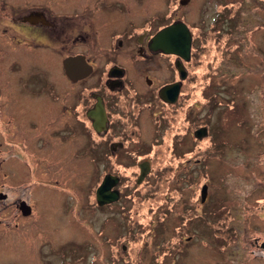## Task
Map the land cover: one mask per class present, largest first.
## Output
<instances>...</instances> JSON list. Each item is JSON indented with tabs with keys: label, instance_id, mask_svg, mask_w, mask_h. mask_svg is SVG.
I'll return each mask as SVG.
<instances>
[{
	"label": "flooded vegetation",
	"instance_id": "flooded-vegetation-1",
	"mask_svg": "<svg viewBox=\"0 0 264 264\" xmlns=\"http://www.w3.org/2000/svg\"><path fill=\"white\" fill-rule=\"evenodd\" d=\"M150 2L0 0V225L10 228V221L1 217L10 208L16 230L32 218L29 223L39 229L33 233L34 252L51 243L64 262L80 263L82 257H70L87 243L72 220H83L88 208L91 214H105L95 231L102 237L120 216L132 219L134 208L161 187L160 214L164 220L174 215L186 221L184 232L199 202L200 209L207 207V184L205 198L204 187L199 195L196 190L185 194L197 184L195 175L206 171L198 169L199 142L209 138L210 150L214 147L209 126L195 124L202 85L198 38L200 27H211V32L220 26L219 32L227 35L232 21L228 23L224 8L209 23L199 20L194 25L181 12L192 0H167L168 9L151 16ZM179 22L198 27L191 31L189 60L151 47L160 30ZM232 41L237 46L230 58L243 48ZM224 46L232 45L227 39ZM216 74L205 77V108L219 106V96L229 91L227 74L223 84L215 83ZM200 129L206 135L197 134ZM162 149L168 159L163 160ZM143 167L148 172L141 178ZM88 174L93 181L86 194V184L76 181ZM106 177L111 178L115 200L100 204L97 193ZM178 206L183 208L176 215ZM71 208L76 215L70 221ZM202 210L205 216L214 212ZM112 226L115 239L109 249L102 247L111 253L118 250V223ZM71 244L75 252H69ZM245 245L235 248L238 257L225 264L264 262V239L255 235ZM117 263L111 257L110 264Z\"/></svg>",
	"mask_w": 264,
	"mask_h": 264
},
{
	"label": "rangeland",
	"instance_id": "rangeland-1",
	"mask_svg": "<svg viewBox=\"0 0 264 264\" xmlns=\"http://www.w3.org/2000/svg\"><path fill=\"white\" fill-rule=\"evenodd\" d=\"M150 1L151 16L164 8L168 9L167 0ZM256 1H260L261 5ZM256 1L225 0L228 3L226 6H218V0H192L181 11L195 25L199 20L209 23L217 11L222 13L226 8L228 23L231 20L238 23L228 25L233 29L227 31V35L218 30L210 32L211 27H200L203 33L199 34L197 53L199 83L202 85L198 86L197 91L199 104L194 107L199 117L195 124L199 123V127L209 126L214 147L210 150L209 138L198 144V158L202 159L198 169L206 171H203L205 174L195 175L197 184L185 194H192L196 190L199 195L204 184H207L210 198L204 210L200 209V202L199 208L195 206L197 210L192 214L194 221L189 224V231L182 229L186 221H180L174 215L164 220L163 214H160L163 187L143 205L134 208L132 219L120 216L112 222L102 237L97 236L95 231L105 214H91L88 208L83 220L76 218L71 221L76 215L71 208L69 220L77 230L82 229L87 245L80 246L79 253L70 257L72 260L82 257L80 263H68L62 260V256L54 254L55 247L51 243L34 252L33 233L39 229L29 223L33 221L30 218L24 228L16 230L13 226L15 217L10 208L1 214L11 224L9 229L0 225V264H110L111 257L118 261L117 264H225L226 259L238 257L233 250L245 248L246 241L252 236L258 235L264 239V47H261L264 45V30H255L256 27H264V0ZM190 20L186 19L187 23L191 24ZM196 28L190 27L192 32L197 31ZM217 29L222 30V27ZM227 39L232 45L230 49L226 48L229 52L224 46ZM232 40L239 41L243 48L241 52H236L237 56L233 52L230 58L237 46ZM217 68L220 74H216ZM214 73L217 77L220 75L218 80L215 79L216 84H223L221 80L226 79L223 76L227 74L229 91L227 95L219 94V106L205 108L202 87L205 77L214 76ZM204 150L208 153L204 154ZM165 155V149H162L163 160L169 158ZM206 155L209 156L207 161L203 159ZM80 181L86 184L87 194L93 177L89 174L84 178L82 176L76 183ZM182 208H175L176 215L181 213ZM163 209L168 212L170 207L165 205ZM201 210H208V214L213 210L217 214L212 212L205 216L204 212L200 213ZM198 211V218H195ZM117 223L118 254L104 250L109 249L111 241L115 239L112 225ZM16 231L25 237L17 235ZM19 235L24 243L13 242ZM123 246L126 247L124 251L121 250ZM68 249L69 252L76 251L73 244Z\"/></svg>",
	"mask_w": 264,
	"mask_h": 264
},
{
	"label": "water",
	"instance_id": "water-1",
	"mask_svg": "<svg viewBox=\"0 0 264 264\" xmlns=\"http://www.w3.org/2000/svg\"><path fill=\"white\" fill-rule=\"evenodd\" d=\"M185 2V1H184ZM152 49L160 50L165 53L178 54L184 57L185 60L190 59L191 47H192V34L189 27H187L184 23L179 22L173 25H170L162 30H160L153 38H152ZM174 87V86H173ZM168 87L165 90H170L173 88ZM174 100V99H173ZM198 133L201 135H206V131L200 129ZM146 171L143 167L142 176L144 178ZM111 178L106 177L101 187L98 189L97 198L100 204H105L115 200L114 193L111 192ZM207 187L204 186L203 197L205 198V191ZM25 208H29L28 206ZM24 210V209H23ZM25 212V211H24ZM24 214H29V211Z\"/></svg>",
	"mask_w": 264,
	"mask_h": 264
},
{
	"label": "trees",
	"instance_id": "trees-1",
	"mask_svg": "<svg viewBox=\"0 0 264 264\" xmlns=\"http://www.w3.org/2000/svg\"><path fill=\"white\" fill-rule=\"evenodd\" d=\"M221 18L223 19V18H224V15H222ZM231 21H232V25H231V26H235L234 23H235V24H238L236 20H234V21L231 20ZM218 27H220V26H218ZM217 30H218V29H213L212 32H216ZM219 30H220V29H219ZM219 30H218V31H219ZM218 31H217V32H218ZM199 46H200V44H199ZM197 54H198V53H197Z\"/></svg>",
	"mask_w": 264,
	"mask_h": 264
}]
</instances>
